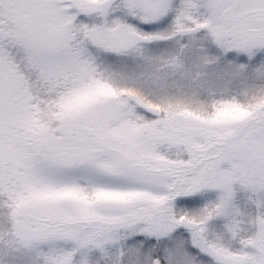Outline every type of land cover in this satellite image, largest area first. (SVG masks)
<instances>
[{
    "label": "snow or ice",
    "instance_id": "obj_1",
    "mask_svg": "<svg viewBox=\"0 0 264 264\" xmlns=\"http://www.w3.org/2000/svg\"><path fill=\"white\" fill-rule=\"evenodd\" d=\"M0 264H264V0H0Z\"/></svg>",
    "mask_w": 264,
    "mask_h": 264
}]
</instances>
